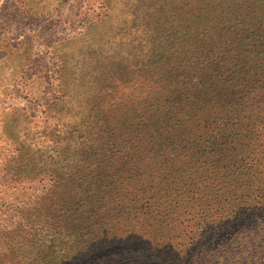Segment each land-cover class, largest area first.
Here are the masks:
<instances>
[{
	"label": "trees",
	"instance_id": "1",
	"mask_svg": "<svg viewBox=\"0 0 264 264\" xmlns=\"http://www.w3.org/2000/svg\"><path fill=\"white\" fill-rule=\"evenodd\" d=\"M120 8L149 60L175 54L155 94L80 142L88 181L54 203L37 257L49 241L50 264L75 248L83 264H264V0H115L109 17Z\"/></svg>",
	"mask_w": 264,
	"mask_h": 264
},
{
	"label": "rangeland",
	"instance_id": "2",
	"mask_svg": "<svg viewBox=\"0 0 264 264\" xmlns=\"http://www.w3.org/2000/svg\"><path fill=\"white\" fill-rule=\"evenodd\" d=\"M114 1L0 0V264L57 260L59 248L47 241L40 259L34 241L50 238L57 199L88 181L80 142L160 89L175 52L149 60L144 30L120 27L123 6L109 17ZM79 251L64 264H83Z\"/></svg>",
	"mask_w": 264,
	"mask_h": 264
}]
</instances>
